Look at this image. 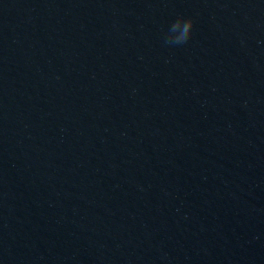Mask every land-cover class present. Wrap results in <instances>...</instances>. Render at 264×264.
Here are the masks:
<instances>
[{
	"label": "water",
	"instance_id": "obj_1",
	"mask_svg": "<svg viewBox=\"0 0 264 264\" xmlns=\"http://www.w3.org/2000/svg\"><path fill=\"white\" fill-rule=\"evenodd\" d=\"M0 264H264V0H0Z\"/></svg>",
	"mask_w": 264,
	"mask_h": 264
},
{
	"label": "clouds",
	"instance_id": "obj_2",
	"mask_svg": "<svg viewBox=\"0 0 264 264\" xmlns=\"http://www.w3.org/2000/svg\"><path fill=\"white\" fill-rule=\"evenodd\" d=\"M195 21L191 17L177 16L170 26L167 43L181 46L192 37Z\"/></svg>",
	"mask_w": 264,
	"mask_h": 264
}]
</instances>
